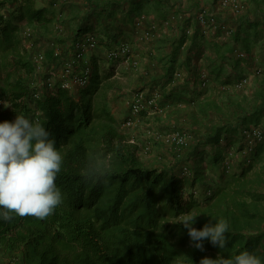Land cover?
<instances>
[{"label":"trees","instance_id":"16d2710c","mask_svg":"<svg viewBox=\"0 0 264 264\" xmlns=\"http://www.w3.org/2000/svg\"><path fill=\"white\" fill-rule=\"evenodd\" d=\"M12 1L14 8L0 15V100L10 104L0 112V121L23 114L42 124L55 138L64 163L56 178L62 201L50 215L38 218L11 213V219H0L1 254L11 264H199L206 253L213 259L218 255L229 258L246 249L264 258V176L254 171L257 150L251 153L250 163L242 156L243 170L227 179L223 163L229 144L222 145L245 128L260 126L264 119V90L252 97L240 94V98L232 91L247 79L241 63L253 66L259 60L264 64V0H251V10L225 19L232 23L228 40L205 41L212 48L207 70L194 64L192 55L205 50L197 44L206 40L199 21L189 36L190 18H181L177 24L181 33L159 41L160 74L155 79L171 80L177 65L185 67L191 77H197L190 104L196 103L198 88L209 87H202L201 72H207L209 83L216 80L222 85L218 95L199 110L187 107L186 120L193 119L194 125L202 127L192 132L193 138L185 132L190 137L188 152L172 168L145 166L139 148L128 143L120 123L99 100L102 90L110 88L105 81L110 76L102 77L97 60L90 66L82 63L84 70H91L88 86L56 87L55 91L47 87L41 98H34L35 65L23 45V24L38 26L40 33L52 18L47 15L49 9L36 0ZM48 1L59 3L66 15L62 19L71 41L59 55L55 42L50 43L45 58L52 67H62L76 51V43L89 34L103 36L101 44L116 41L129 28L163 25L172 13L168 0H85L83 9L71 4L72 0ZM4 3L8 0H0ZM149 11L156 14L155 20H136ZM209 11L217 23L224 21L215 7ZM188 40L191 44L180 62ZM184 90L164 95L160 89L161 99L164 95L166 102H180ZM237 138L244 146V138ZM210 168L218 169V181L207 172ZM188 215H196V228L215 223L213 217L226 219V247L205 240L203 250L196 248L181 222Z\"/></svg>","mask_w":264,"mask_h":264},{"label":"rangeland","instance_id":"374dc122","mask_svg":"<svg viewBox=\"0 0 264 264\" xmlns=\"http://www.w3.org/2000/svg\"><path fill=\"white\" fill-rule=\"evenodd\" d=\"M39 6H45L49 9L48 16L52 18L50 24H48L47 30H42L40 33L37 32L38 26L26 25L25 22L23 24L22 36H23V44L24 47H27V51H29L30 59L38 55L39 53L46 54V52L51 48L50 43L55 42V51L59 54H62L64 50L70 47L71 41L69 40V34L67 29L63 23L64 16L60 11V5H52L48 0H36ZM220 0H168L167 5H169V9H171V14L168 19L171 21L169 25H158L156 29L153 31L152 37H145L146 28L142 30L135 31L132 28L124 31V34H121L116 41H107L103 44H100V47L96 50L89 53L87 59L85 61V65L91 64L93 60H97L98 66L102 73V77L110 76V78L105 79L106 84L110 88H106L102 90V94L100 95V102L108 106L111 113L118 118V123L121 124L128 118L130 113V105L129 101L132 99L134 94L137 91L141 90H149L151 88H159L162 89V94L166 95L173 90H184L183 100L180 102H172V101H164L162 96L160 107L162 109L161 112H154L153 109H149V113H142L139 116V120H137V124L129 129H125L121 131L127 138L128 143L130 144V140L134 139L135 143H131L137 148H139L138 156L141 161L147 167H156V168H172L175 166L176 162H180L182 158H184L188 152V147L190 146V140L186 147L178 148L175 145L168 143L166 141H159L152 144L151 149L147 153H143L142 149L148 145L150 142L148 131H156L163 136H169L176 132H187L192 138V132L201 128L202 125L196 124L194 125L193 119L192 121H187L185 114L188 115L187 107L193 106L194 109L199 110V106L206 102L208 99H213L218 95L221 89V83L216 80L212 83H209V87L206 90H202L198 88L199 92L194 99L196 103L194 105L190 104L192 101L191 92L195 90L197 86L196 76H190L188 70L185 67H180L177 65L176 70L182 72V77H175L174 74L170 79H155V76L160 74V62L159 60V49L161 41L164 36H169L171 38L177 37L181 31L178 27V23L181 18H190L191 23H188V26L191 27L192 34L195 32V26H197V16L201 9L215 7L216 14L222 13L220 17H222L224 21H219L217 23V27H207L204 28L200 23L199 27L201 32L205 34L206 40H198L197 44L205 47L204 54L192 53L194 58V64L200 66L204 70H207V60L208 56L212 54V48H207L205 46V41L216 43L222 42L229 39V28L232 26V23L227 20L229 15L239 16L240 13H243L247 10H251L253 6L251 5V0H237L241 3L242 9L240 12H233L231 9L223 11L219 5ZM263 1V0H262ZM85 0H72L71 4L75 6L84 8ZM77 4V5H76ZM13 1L8 0V3L0 4V15H7L8 12L14 8ZM264 7V4L262 5ZM83 7V8H82ZM220 12V13H217ZM67 14V11L65 12ZM195 15V16H194ZM63 16V17H62ZM194 16V17H193ZM156 14L154 12H147L142 16L138 17L136 20H141V18L155 20ZM63 18V19H62ZM140 18V19H139ZM196 21V22H195ZM64 26V32L59 33L56 26L57 25ZM198 27V28H199ZM224 27V28H223ZM44 29V28H43ZM66 30V31H65ZM31 32L33 37H28L27 33ZM139 35V36H138ZM138 36L136 40L135 37ZM190 36V35H189ZM103 36H98V39H103ZM136 40V41H134ZM126 41L127 44L132 48L133 59L137 62V66L126 62V60L118 59V60H110L108 57L110 51L116 48L120 42ZM190 40L185 44V48L182 49V54L180 58V62L184 60L186 56V52H188V47L190 46ZM165 48V47H164ZM68 52V51H67ZM257 54L259 52V47L256 50ZM240 54V52H238ZM199 56V57H198ZM247 56V55H246ZM153 57L156 58V61L153 60ZM153 60V61H152ZM64 62V61H63ZM155 64V66H153ZM159 64V65H158ZM83 64L78 66V73H81L84 69L82 67ZM241 67L245 69V74L248 79L247 83L242 89H238L236 91L232 90L233 93L237 96L236 98H240V94H245L249 97H252L254 92L264 90V64L260 63L259 60L253 64V66L246 65L244 62L241 63ZM225 68L229 71L230 65L226 63ZM50 70H55L57 76L52 80L54 83H59L63 78L61 76L62 67L54 66L48 64L47 59L44 64V68L41 72L36 76L38 80L47 79V75L50 74ZM198 72V71H196ZM195 75V74H194ZM35 79V76H34ZM34 83V82H33ZM72 88H79L78 86H73ZM188 90V91H187ZM182 92V91H181ZM0 112L5 111L10 108V104L4 100H0ZM7 105V106H5ZM256 127V126H251ZM264 132V119L261 121V125L258 126ZM237 137H242V135H237ZM233 138L230 140H223L222 145L226 146L229 144V148L224 152V166L227 169L225 178H229V176L233 173H240L243 170L242 166V147L241 141L238 138ZM243 138V137H242ZM192 140V139H191ZM244 145V141H243ZM260 147V148H259ZM142 148V149H141ZM212 150V149H209ZM257 151L254 153V157H256V164L254 171H260L264 176V140L256 149ZM193 165V161L191 163ZM184 165V163L182 164ZM204 167H206V163H204ZM247 167V166H246ZM211 169V168H210ZM179 169H177L176 173H178ZM209 174L214 176L213 178L218 181V169L213 168L208 170ZM208 184L211 183L208 180ZM213 184L215 182H212ZM264 192V185H263ZM199 193V192H198ZM197 196V195H196ZM16 256V255H15ZM211 257L210 253H206L204 257ZM1 254L0 252V264H8V258ZM18 258V256H16ZM15 258V259H16ZM18 263V262H17ZM19 264V263H18Z\"/></svg>","mask_w":264,"mask_h":264},{"label":"clouds","instance_id":"9594fccd","mask_svg":"<svg viewBox=\"0 0 264 264\" xmlns=\"http://www.w3.org/2000/svg\"><path fill=\"white\" fill-rule=\"evenodd\" d=\"M63 163L62 152L45 126L23 114H17L14 120L0 121V219H11V213L38 218L50 215L62 201L56 178ZM195 218L196 215H188L181 221L193 245L203 250L204 241L208 240L224 249L228 221L213 217L215 223L196 228ZM199 264H264V258L246 249L229 258L205 256Z\"/></svg>","mask_w":264,"mask_h":264},{"label":"built area","instance_id":"2783aa9c","mask_svg":"<svg viewBox=\"0 0 264 264\" xmlns=\"http://www.w3.org/2000/svg\"><path fill=\"white\" fill-rule=\"evenodd\" d=\"M56 5H59L57 3ZM219 5L223 11L231 9L233 12H240L242 9V5L237 0H220ZM197 19L199 23L204 27H217V22L215 21L214 14L209 11L207 8H203L200 10ZM170 21L164 22V25H169ZM137 27H140V24L137 23ZM157 25H154L151 27V29H147L145 32V37L148 39V37H152L153 31L156 29ZM59 33L64 32V26L59 24L56 26ZM224 28V27H223ZM187 34H192L191 28H187ZM28 37H33V34L31 32L27 33ZM24 42V40H23ZM100 41L99 39L92 34H89L85 36L81 41L76 43V51L73 53L71 58L68 61H65L62 65V73L61 76L63 77L59 83H54L52 80L56 78L57 74L55 70L49 71V77L47 79L41 81L38 80L36 76L39 72H41L44 68V64L46 61V56L43 53H39L33 58V63L35 65V79L34 83L32 82V89H33V96L35 99L41 98L43 91L45 88H49L51 91H55L56 87H61L63 89L72 90V87L78 86L80 87H86L90 84V76H91V70L89 68H86L81 73H78L77 69L78 66L82 63H85L87 56L90 52L96 50L100 47ZM24 45V44H23ZM26 50L27 47L25 46ZM56 55H58V52H55ZM240 56H244L243 54H240ZM110 60H126V62L133 64L134 66H137V62L132 58V48L127 44L126 41L120 42L119 45L112 49L108 55ZM175 77H182V72L177 70L174 74ZM248 79H244L241 82H239L236 85L237 89H242L245 84L247 83ZM200 82L202 87H206L209 84L208 80V74L206 71L201 72L200 74ZM161 102V91L160 88H151L149 90H141L137 91L132 99L129 101L130 105V113L131 115L124 120V122L121 124L120 129L125 130L134 127L137 124V120H139V116L142 113H149V109H153L154 112L150 113H156L161 112L162 109L160 107ZM1 105V101H0ZM149 138L151 139L147 146L143 148V152L147 153L151 147L152 144L159 141H166L168 143H171L175 145L178 148H184L187 146L190 137L188 134H185L183 132H176L169 136H163L162 134L156 132V131H148ZM242 137L244 138V149L241 152L242 156L247 160V163H250V155L251 153L255 152V150L258 148V146L263 142L264 140V132L261 128L258 127H250L245 128L242 133ZM131 143H135L134 139L130 140Z\"/></svg>","mask_w":264,"mask_h":264},{"label":"crops","instance_id":"0c3cea01","mask_svg":"<svg viewBox=\"0 0 264 264\" xmlns=\"http://www.w3.org/2000/svg\"><path fill=\"white\" fill-rule=\"evenodd\" d=\"M42 7H45V6H42ZM251 15H253V14H251ZM171 22V21H170ZM168 26V25H167ZM145 27V26H144ZM143 27V28H144ZM143 28H137V30L136 31H138V30H142ZM146 28V27H145ZM139 32V31H138ZM139 36V35H138ZM138 36L137 37H135V39L137 40L138 39ZM136 40H134V41H136ZM26 49V48H25ZM26 52H28L29 53V51H26ZM116 119H118V118H116ZM119 120V119H118ZM5 259V258H4ZM1 263V262H0ZM8 264H11L10 263V260H8Z\"/></svg>","mask_w":264,"mask_h":264}]
</instances>
